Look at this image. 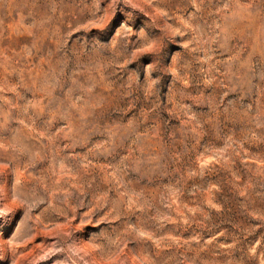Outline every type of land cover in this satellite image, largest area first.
<instances>
[{
  "label": "rangeland",
  "instance_id": "obj_1",
  "mask_svg": "<svg viewBox=\"0 0 264 264\" xmlns=\"http://www.w3.org/2000/svg\"><path fill=\"white\" fill-rule=\"evenodd\" d=\"M0 264H264V0H0Z\"/></svg>",
  "mask_w": 264,
  "mask_h": 264
}]
</instances>
